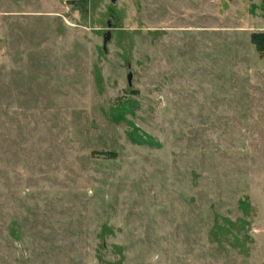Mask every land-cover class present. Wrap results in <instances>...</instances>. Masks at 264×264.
<instances>
[{"label":"rangeland","instance_id":"1","mask_svg":"<svg viewBox=\"0 0 264 264\" xmlns=\"http://www.w3.org/2000/svg\"><path fill=\"white\" fill-rule=\"evenodd\" d=\"M264 0H0V264H264Z\"/></svg>","mask_w":264,"mask_h":264},{"label":"trees","instance_id":"2","mask_svg":"<svg viewBox=\"0 0 264 264\" xmlns=\"http://www.w3.org/2000/svg\"><path fill=\"white\" fill-rule=\"evenodd\" d=\"M250 43L260 58H264V32H253L250 34Z\"/></svg>","mask_w":264,"mask_h":264}]
</instances>
